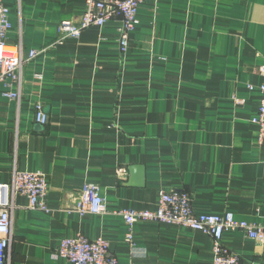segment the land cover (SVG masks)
<instances>
[{"label":"crops","instance_id":"1","mask_svg":"<svg viewBox=\"0 0 264 264\" xmlns=\"http://www.w3.org/2000/svg\"><path fill=\"white\" fill-rule=\"evenodd\" d=\"M85 1H5L8 43L21 44L27 62L20 101L0 90V182L15 170L42 172L50 208L16 198L9 264H72L57 248L79 234L108 240L119 264H213L210 236L138 223L132 246L111 212L154 211L162 191L178 190L197 215L264 225V148L253 122L264 84V0L145 1L126 56L119 20L79 40L61 36V22H79ZM31 50L39 54L28 61ZM38 103L46 125L36 121ZM88 185L109 212L77 214ZM223 245L242 264H264V243L241 230L226 232Z\"/></svg>","mask_w":264,"mask_h":264},{"label":"built area","instance_id":"2","mask_svg":"<svg viewBox=\"0 0 264 264\" xmlns=\"http://www.w3.org/2000/svg\"><path fill=\"white\" fill-rule=\"evenodd\" d=\"M0 0V90L4 97L20 101L23 69L27 62L21 44L8 43V33L12 29L11 11ZM148 0H86L85 10L79 22L63 20L59 26L61 36L81 39L83 33L92 27L102 28L107 23L119 20V53L126 56L129 51L130 34L139 24L138 13L141 4ZM39 54L36 50L28 53V61ZM264 77V65L259 68ZM37 123L46 125L48 116L44 106L35 107ZM253 122L259 127V144L264 148V84L261 86V103ZM122 175L127 176V169ZM25 197L29 207L45 214L48 206L49 183L42 172H22L15 170L10 182H0V264H9V250L13 240L12 217L16 209V198ZM191 197L183 191H162L158 207L154 211L120 209L111 213L125 221L128 230L126 241L134 245L133 227L138 223H154L184 227L194 232L210 236L212 240L213 264H242L239 255L223 245L226 232L241 230L259 243H264V225L238 220L233 213L222 215H197L192 211ZM74 210L80 216L99 215L109 212L105 199L96 186L88 185L80 193ZM57 254L72 264H119L110 252V243L105 238L90 240L82 234L74 238L60 240Z\"/></svg>","mask_w":264,"mask_h":264},{"label":"water","instance_id":"3","mask_svg":"<svg viewBox=\"0 0 264 264\" xmlns=\"http://www.w3.org/2000/svg\"><path fill=\"white\" fill-rule=\"evenodd\" d=\"M137 170H139V168H137V167L132 168L131 169V175L133 174V172H137Z\"/></svg>","mask_w":264,"mask_h":264}]
</instances>
